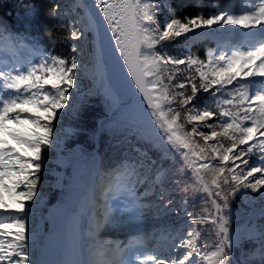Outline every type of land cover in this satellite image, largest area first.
<instances>
[{"label":"snow or ice","instance_id":"snow-or-ice-1","mask_svg":"<svg viewBox=\"0 0 264 264\" xmlns=\"http://www.w3.org/2000/svg\"><path fill=\"white\" fill-rule=\"evenodd\" d=\"M208 7L178 17L169 0L55 3L48 14L67 21L73 42L66 55L0 22V264H51L28 229L40 174L60 145L57 124L96 94L98 78L103 86L108 61L126 88L124 113L96 130L114 143L112 155L91 156L86 257L56 264H264V0ZM25 8L30 24L36 12ZM197 42L215 46L202 59ZM107 226L127 238H101Z\"/></svg>","mask_w":264,"mask_h":264},{"label":"trees","instance_id":"trees-1","mask_svg":"<svg viewBox=\"0 0 264 264\" xmlns=\"http://www.w3.org/2000/svg\"><path fill=\"white\" fill-rule=\"evenodd\" d=\"M61 2L62 0H0V15L8 22L14 31H24L27 29L32 35L40 38L42 44L49 50L54 49L56 53L66 55L73 43L70 39L66 38L68 35L67 21L64 19L52 18L48 14L53 4H61ZM186 2L188 3L187 6H184L185 2L183 1H179L181 4L180 6H172L178 17L183 14L195 15L197 11H204L206 13L213 11V9L208 7L209 1L207 0H191ZM25 6H34L36 12L30 24L29 21L25 19ZM49 32L52 33L51 38L49 37ZM214 46L212 42H197L192 45L191 50L193 53L199 54L203 59L205 49ZM169 51L173 55L177 54L174 47H170ZM179 78L183 79V76L177 79ZM83 83L86 85L85 80ZM190 91V88H188V94H190ZM198 95L202 100L208 98L207 93L200 92ZM103 103L104 101L101 97H89L87 98V102L82 104L77 113L70 115L67 112L62 121L57 124V132L61 136V142L58 148L53 147L48 153V158L45 162V170L40 174L41 183L38 186L40 196L36 200L34 212L30 216L28 222L29 236L32 237L33 233H35V244L39 235L45 230V222L42 221V213L47 211V206H51L56 201L61 200L62 196L67 192V174L69 170L67 166L61 167L54 159L57 157H65L70 147L73 145H79L85 153H88L94 149L97 144L96 151L100 157H107L113 154L109 145L110 143H114V140L110 133L96 132L98 129L97 119L104 113ZM63 126L67 127L69 131L65 132ZM105 162H107L106 159ZM184 179L185 178L182 176L180 180L183 181ZM173 194L178 198L180 196L176 192H173ZM188 199L191 200V196H189ZM36 204L42 206H37ZM188 210L196 211V208L190 206ZM31 243H33V241ZM243 247L244 250L247 251L251 249L253 245L250 242H245ZM236 254L239 256V250H237Z\"/></svg>","mask_w":264,"mask_h":264},{"label":"bare ground","instance_id":"bare-ground-1","mask_svg":"<svg viewBox=\"0 0 264 264\" xmlns=\"http://www.w3.org/2000/svg\"><path fill=\"white\" fill-rule=\"evenodd\" d=\"M107 59V58H106ZM103 73L104 85L113 89L116 94L115 101L112 100V103L109 105L106 116L103 117V121L112 120L117 117L119 114L124 113V104L123 101L127 99L126 88L125 86L117 80L113 74L112 64L110 61L106 63L105 66L99 69ZM101 119V120H102ZM91 169H88V173L91 177ZM86 174V175H87ZM90 187V180L88 181ZM83 194H71L66 197L61 203L52 206L49 209L47 214V230L42 237V244L37 247L38 254H42V258L50 261L51 264H56L57 261H63L66 259H78L86 257V251L84 248H80L79 253L75 251V246L77 243H82L87 247L89 243V238L87 237V228L88 223L82 225V233L80 237L72 242L73 239L68 238V232L66 231L65 225L67 218L71 215L73 209L78 206L80 201L83 199ZM89 212V211H87ZM87 212L84 216H87ZM57 220V221H56ZM90 224V223H89ZM118 228V227H116ZM67 239L66 243H63V239Z\"/></svg>","mask_w":264,"mask_h":264},{"label":"rangeland","instance_id":"rangeland-1","mask_svg":"<svg viewBox=\"0 0 264 264\" xmlns=\"http://www.w3.org/2000/svg\"><path fill=\"white\" fill-rule=\"evenodd\" d=\"M66 3V0H62L61 4ZM97 71V69L95 68L94 65H89L88 68V72L89 75L85 78V82H86V88L84 89V91L87 90V86H92L93 82H92V75ZM177 80H182V79H177ZM103 87H105L104 85V81H103V86H99V78H98V86L96 89V94L89 96L90 98H95V97H101L102 100L104 101V113L103 115H100L97 119V126H98V122L100 121V119H102L103 117L106 116V112L107 109L109 107V105L112 103V99H106V97L103 94ZM87 97V98H89ZM68 113L71 115L73 114V111L71 109L68 110ZM122 114H119L117 117H115L112 120H108V121H114V120H119L121 118ZM106 121V122H108ZM63 128L67 131H69L67 129V127ZM199 139V138H198ZM202 143V141H201ZM95 154L98 157H100V155L97 153L96 149H92L90 152L85 153L79 145H73L70 147L69 151L67 152L66 156L64 158H62L61 161V167H64L65 164L68 163L67 165V169L68 171V176H67V192L66 194H64L62 196V199L64 200L66 197H68L69 195L73 194H83V198L88 194V189H89V184L88 181L85 179V175L88 173V169L92 170V160H91V156ZM57 160H60L59 158ZM182 177V176H181ZM180 176H175V177H171V179H181ZM171 179L169 181V183H171ZM181 181V180H180ZM185 179L183 181H181V186L185 183ZM174 192L178 193L181 197L184 194L181 193L179 191L178 188L174 189ZM83 201V200H82ZM82 201H80V203L78 204L77 207H75L71 213V215L67 218L66 220V231L68 232V238L73 239V241H75L77 238L80 237V234L82 233V225L84 224V220H85V213L87 211H85L82 207ZM37 206H42L39 204H36ZM234 207H239L241 208L242 212H247L249 211V206L242 202V201H237L234 202ZM48 210L44 211L42 213V221L45 222V230L43 232V234L39 235L38 239L39 241L36 242L35 247H39L42 242V237L45 234L46 230H47V226H48V222H47V214H48ZM167 219V218H166ZM242 220V219H241ZM57 221V220H56ZM242 223V222H240ZM258 223V222H257ZM235 226V225H234ZM112 228V226H107L106 228H104L101 232L105 233V232H109V230ZM75 239V240H74ZM33 240L29 239L28 243L31 245ZM67 241V239H63V243L65 244ZM83 245L82 243H77L75 246V251L78 254L80 251V248H82ZM38 249V248H37Z\"/></svg>","mask_w":264,"mask_h":264},{"label":"water","instance_id":"water-1","mask_svg":"<svg viewBox=\"0 0 264 264\" xmlns=\"http://www.w3.org/2000/svg\"><path fill=\"white\" fill-rule=\"evenodd\" d=\"M102 120H104V119H102ZM102 120L100 119V121H102ZM100 121H99V122H100ZM99 122H98V126H97V127H99ZM91 166L93 167L92 164H91ZM89 177H90L89 175H85V178H86L87 180L89 179Z\"/></svg>","mask_w":264,"mask_h":264}]
</instances>
